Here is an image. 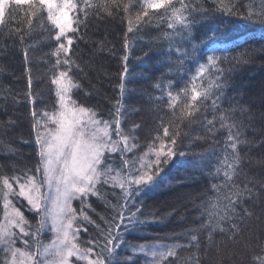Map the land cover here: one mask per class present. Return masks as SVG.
Segmentation results:
<instances>
[{
	"label": "snow or ice",
	"instance_id": "6c2138e0",
	"mask_svg": "<svg viewBox=\"0 0 264 264\" xmlns=\"http://www.w3.org/2000/svg\"><path fill=\"white\" fill-rule=\"evenodd\" d=\"M212 2L218 14L217 22L204 38V43L211 41L207 52L197 56L201 45L191 43L192 29L197 21L189 19V16L193 11H201L202 6L184 4L183 0L180 8L174 7L172 0H144L146 6L135 14L134 19L130 13V9L134 7L131 0H128V3L124 0H95L94 3L93 0H81L80 4L75 3L74 0H63L62 4H57L56 0H0V25L7 28L6 14L8 20H13L14 10L18 12L21 6H26L23 17L29 32L32 28V18L36 17L39 23L46 7L47 19L56 29L54 40L57 46L53 52L45 55L56 57L51 72L55 73L58 68L65 69L60 70L52 80L57 86L58 109L51 113L41 109L38 113L32 107L30 112L36 163L31 167L22 160L19 162L9 160L7 164H0V198L3 199L4 208V222L0 223V252L3 253L0 264H73V258L76 264H136L131 255L121 258V251L128 249L150 256L152 264H169L168 258L176 257V248L184 247L160 243L130 245L125 239L127 235L142 226L163 223L165 217L160 216L158 219V213L145 212L143 199L138 201L137 197L147 196L149 192L155 191L163 179L160 174L169 167L174 158L186 155L178 151L181 147L178 140L183 138L181 132L177 127H173L170 133L169 126L164 125V118L161 116L156 117L159 121L156 131L159 133L162 128V135L153 136L151 142L144 145L138 143L139 138L135 135L140 125L132 124L126 128L121 126L129 116L128 106L124 104L126 92L124 78L129 74L128 50L131 49L127 34L134 33L153 22V17L149 16L151 9L164 8V12L168 14V28L174 31L172 34L164 33L163 39L169 44L173 41L191 44L190 49L182 46L171 47L167 50L169 55L174 52L183 57L184 59L176 62L181 67H184L185 60L195 64L194 71L185 70L186 73L193 72V74L189 75L188 82L175 95L171 90L167 91L168 108L174 109L176 101L183 95L187 103L180 109V119H188L191 123L197 116H203L202 126L207 129L210 136H215L221 129L226 130L225 152L230 150L231 153L223 156L222 162L218 160L220 167L216 168V174L223 173V185L211 186L216 196L202 206L204 211L201 212L202 223L199 227L188 229V232H206V248H215L219 257L222 252L220 244H223V241L216 244L213 239L214 234L220 232L230 238L239 236L246 227L247 221L255 215L254 211L249 210L247 202H251L253 207H259L264 214V196H262L264 183L249 179L241 186L233 179L241 175V171L237 170L242 161L239 146L249 143L245 137V129L251 125L253 119L248 116V124H245L244 121H237L233 117L237 111L245 114L250 110L244 107L224 110L217 103L223 97V89L227 87L223 83L224 69L220 65L228 57L216 53L226 54L229 47L246 43L247 33L236 34L234 38L228 40L218 41L215 37L216 33L234 32V28L230 26L233 23L232 17L241 16L239 9L242 7L244 14L241 18L247 20L253 29L257 26L254 22L259 21V27L264 30V10L259 13L253 12L251 5L242 4V0H212ZM71 12L76 13L75 19L70 17ZM186 12L189 15H185ZM204 14L207 15V12L205 11ZM102 16H120L127 24L123 45L126 51L121 57L122 72L118 74L120 83L115 86L117 95L112 99H108L99 87L91 83L87 73L73 59L77 56L72 48L74 37L76 40H83L84 36L79 34L81 27L85 29L86 35L89 18ZM9 33H15L11 38L24 44L26 39L24 30L9 29ZM247 38L257 39L252 36ZM258 39L264 40V35ZM29 48L34 49L35 45L30 44L23 49L26 64L30 62ZM88 67L91 68L92 65L89 64ZM73 68L81 73L75 83L73 77L69 75ZM26 73L28 83L26 92L19 93L11 87L0 84V99L5 101L0 104V114L7 117L0 120V132L4 135H7L8 131L17 124L9 114L8 101L11 100V106L14 108L20 103L32 106L39 99L32 93L31 69L26 68ZM205 75H211L213 80L209 82V87L202 91L198 90L202 85H198L197 81L203 82ZM80 80H87L91 91H88L84 84L79 82ZM172 86L173 82H169V87ZM74 88L77 92L83 93L84 101L104 96L110 106L106 113L109 119L103 118L104 113L99 111L98 105L89 107L85 103L73 100L71 94ZM155 88L163 91L159 83ZM216 93L220 95L217 96ZM20 95L24 96L23 101L18 99ZM212 97H215L211 103L213 118L209 120L208 109L196 105L199 101L203 106L204 102ZM218 109L219 116L216 115ZM38 116L40 118H37ZM261 116L264 117V113ZM217 123L219 129L216 128ZM49 124L53 126L50 127ZM22 142L28 143V141ZM212 143L215 144L216 141ZM185 146L191 147V145ZM142 148H146L147 151H141ZM129 153L133 155L129 157ZM113 154L119 157L118 161L114 160ZM3 155L18 157L22 154L18 149L8 145ZM20 164H24V167H20ZM5 168L10 170L12 175L5 173ZM109 186L112 191L106 193L105 189ZM222 188L228 189L223 196H221ZM257 188L259 191L256 190ZM108 195H111L116 203H111ZM90 197H95L104 203L113 213L107 220L101 216L104 227L95 224L85 211V209L95 211L88 203ZM12 200L21 203V206L26 202L25 210L37 218L35 225L26 219L24 213L12 203ZM74 201L80 205L79 214L73 207ZM84 221L94 225L96 229V235L88 240H80L79 237L81 231L87 233L86 228L77 226ZM45 229L54 234V238L47 244H43L41 240ZM18 241L24 245L23 249L16 247ZM189 242L196 247L198 253L200 251L198 237L191 235ZM258 248L260 254L253 256V264H264V241L259 242ZM181 264H200V257L193 255L182 260ZM216 264H223V261L217 259Z\"/></svg>",
	"mask_w": 264,
	"mask_h": 264
},
{
	"label": "trees",
	"instance_id": "16d2710c",
	"mask_svg": "<svg viewBox=\"0 0 264 264\" xmlns=\"http://www.w3.org/2000/svg\"><path fill=\"white\" fill-rule=\"evenodd\" d=\"M74 2L80 4L81 0H74ZM94 2L95 0H93ZM124 2L128 3V0H124ZM131 3L134 7L130 9V13L134 19L135 14L146 5H144V0H131ZM172 3L176 8L181 7V0H172ZM183 3L197 7L202 6L201 11H193L189 16V19L197 21L196 26L192 29L191 43L201 45L197 52V56H200L207 52L208 44L211 43V41L204 43V38L213 24L217 22L218 14L214 10L212 0H183ZM242 4L251 5V11L256 13L264 10V0H242ZM25 8L26 6H21L18 12L14 10L13 20H8L6 14L7 28L0 25V84L11 87L19 93L28 91L26 68H29L33 80L32 93L34 97L38 96L39 99L32 106L20 103L14 108L11 106V100L8 101L9 114L12 115V119L17 121V124L11 131H8L7 135L0 132V164H7L9 160H17V162L22 160L31 167L36 163L31 109L34 107L38 113L41 109L49 113L58 109L56 85L52 83V80L60 70L65 69L58 68L55 73L51 72L50 69L55 64L56 57L45 55L53 52L57 46L54 40L56 29L52 22L47 19L46 7L39 23L36 17L32 18L30 32L23 17ZM205 11L207 15L204 14ZM239 11L243 16L244 8H240ZM167 15L164 8L151 9L149 16L153 17V22L144 25L134 33L127 34L131 42V49L128 50L129 74L124 78L126 87L124 104L128 106L129 116L126 121L122 122L121 126L126 128L132 124L140 125V129L135 132V135L139 138L138 143L144 145L150 143L153 136L162 135V128L159 133L156 131L159 124L156 117L161 116L164 118V125L169 126L170 133L173 127H177L181 132L183 138L178 140V143H181L178 151L184 152L186 155L174 158L169 167L160 174L163 179L155 191L149 192L147 196L137 197L138 201L143 199L145 212L158 213V219L160 216L165 217L163 223L142 226L127 235L125 239L130 245L160 243L184 246L176 248V257H169V264H181L182 260L193 255L200 257V264H216L217 259L222 260L223 264H253V256L260 254L258 244L260 241H264V214L261 213L259 207H253L251 202H247V204L249 210L254 211L255 215L247 221L246 227L239 236L230 238L220 232L214 234L213 239L216 244L223 241V244H220L222 252L219 257H217L215 248H206V232H188V229L199 227L202 223L201 212L204 211L202 206L205 205L206 201H210L216 196V192L211 186L213 184L223 185V173L217 175L216 168L220 167L218 160L222 162L223 156L231 153L230 150L225 152L226 130L221 129L215 136H210L207 129L202 126L203 116H197L191 123L188 119H180V109L187 103L183 95L176 101L174 109L168 108L167 91L171 90L175 95L188 82L189 75L193 74V72L186 73L185 70L192 69L194 71L195 64L185 60L184 67H181L176 62L184 58L174 52L169 55L167 51L169 48L182 46L190 49L191 44L177 41L169 44L167 40L162 38L164 33L172 34L174 31L168 28ZM185 15L189 14L186 12ZM241 16L232 17L233 23L230 25L234 28L232 34L225 31L216 33L215 37L220 41L232 39L236 34L247 33L246 43L229 47L226 54L223 52L216 53L228 57L220 65L224 69L223 83L227 87L223 89V97L217 103L224 110L240 107L250 110L245 114L237 111L233 117L237 121H244L245 124H248V116L253 118L251 125L245 129V137L249 143L239 146L242 161L237 170L241 171V175L233 178L235 183L243 186L249 179L264 183V143H261L264 141V117L261 116L264 113V40L258 39L264 35V30L259 27V21L254 22L257 26L253 29L251 24L242 19ZM157 17L164 18L158 19ZM126 27V21L122 20L120 16L91 17L88 20L86 35L85 29L82 27L79 32L80 35L84 36V39L76 40L74 37L72 48L77 56H74L73 59L87 73L91 83L99 87L108 99L117 95L115 86L120 83L118 74L122 72L121 57L125 55L126 51L123 47ZM15 28L24 30L26 37L24 44L11 38L15 33L10 34L9 29ZM177 30H179V25H177ZM248 36L257 39H248ZM30 44L35 45V48L28 49L30 62L26 64L23 49ZM101 45L103 46L101 47ZM201 62L205 61L201 60ZM89 64L92 65L91 68L88 67ZM69 75L73 77L75 83L81 73L73 68ZM212 80L211 75H205L203 82L197 81L198 85H202L198 90L202 91L209 87V82ZM79 82L83 83L88 91H91L87 80H80ZM169 82H173L171 88ZM157 83L161 85L163 91L155 88ZM216 95L220 94L216 93ZM18 99L23 101L24 96L20 95ZM73 99L85 103L89 107L98 105L99 111L104 113L103 118L109 119L106 113L110 106L104 96H97L84 101L83 93L77 92L74 88ZM212 99L215 97L205 101L203 106L199 101L196 105L208 109L207 119L209 120L213 118ZM2 103L5 101L0 99V104ZM216 115L219 116V109ZM6 118L0 114V120ZM216 128L219 129V123L216 124ZM22 141H28V143ZM212 141H216V143L213 144ZM8 145L18 149L22 155L18 157L3 155L7 151ZM185 145H191V147ZM132 155V153L128 154L129 157ZM113 158L119 160L115 154H113ZM20 167H24V164H20ZM4 172L12 175L7 168L4 169ZM256 190L259 191V188ZM111 191L110 186L105 189L106 193ZM226 191H228L227 188H222L221 196ZM108 200L113 204L116 203L111 195H108ZM12 202L17 208H20L26 219L35 225L37 218L25 210L26 202H24V206H21V203L16 200H12ZM88 203L91 205V209L95 211L85 209L87 215L92 221H95V224L104 227L101 216L107 220L113 213L95 197L88 198ZM75 207H77L79 214L80 205L78 202H76ZM3 213V199L0 198V223L3 221ZM80 219L82 220V217ZM79 226L87 229V233L80 232V240H88L96 235L95 226L87 221L82 224L79 223ZM49 235L45 229L41 237L43 244ZM191 235L198 237L200 245L198 253L196 247L190 245ZM168 237L174 238L167 239ZM17 247L24 248V245L18 241ZM120 255L121 258L131 255L136 264H141V257L137 252H132L131 249L121 251ZM2 257L3 253L0 252V258Z\"/></svg>",
	"mask_w": 264,
	"mask_h": 264
},
{
	"label": "rangeland",
	"instance_id": "374dc122",
	"mask_svg": "<svg viewBox=\"0 0 264 264\" xmlns=\"http://www.w3.org/2000/svg\"><path fill=\"white\" fill-rule=\"evenodd\" d=\"M56 3L57 4H62L63 3V0H56ZM70 17L72 18V19H75V12H71L70 13ZM74 26V25H73ZM65 43H66V41H65ZM57 87V86H56ZM73 92H74V89L72 90V99H73ZM74 100V99H73ZM59 107V106H58ZM49 126L50 127H52L53 125H51V124H49ZM113 139H115V137H113ZM141 151H147V149L146 148H142V150ZM42 191H47L46 189H42ZM11 199V198H10ZM13 203V202H12ZM14 204V203H13ZM75 205H76V201H74L73 202V207L74 208H76L77 209V207H75ZM4 222V217H3V221H2V223ZM77 226H79V223L77 224ZM80 227V226H79ZM47 230V229H46ZM47 232L50 234L49 235V237H48V239L44 242V244H47V243H49L53 238H54V234L52 233V232H50V231H48L47 230ZM79 237H80V233H79ZM79 242V241H78ZM81 246H84V245H81ZM16 247H17V244H16ZM23 249V248H22ZM137 254L141 257V264H152V258L150 257V256H148V255H146V254H142V253H139L138 251H137ZM73 264H76V261H75V258H73Z\"/></svg>",
	"mask_w": 264,
	"mask_h": 264
}]
</instances>
